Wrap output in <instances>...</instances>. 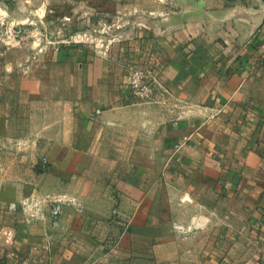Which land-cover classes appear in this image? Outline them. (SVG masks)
I'll return each mask as SVG.
<instances>
[{
	"label": "crops",
	"instance_id": "crops-1",
	"mask_svg": "<svg viewBox=\"0 0 264 264\" xmlns=\"http://www.w3.org/2000/svg\"><path fill=\"white\" fill-rule=\"evenodd\" d=\"M138 1L103 0L101 45L34 53L58 74L0 101V264H264V0ZM31 192L80 207L24 225L5 207Z\"/></svg>",
	"mask_w": 264,
	"mask_h": 264
},
{
	"label": "rangeland",
	"instance_id": "rangeland-1",
	"mask_svg": "<svg viewBox=\"0 0 264 264\" xmlns=\"http://www.w3.org/2000/svg\"><path fill=\"white\" fill-rule=\"evenodd\" d=\"M138 2L148 7L151 0ZM164 2L165 0L158 1L161 5H164ZM112 5L117 6L118 0ZM23 6L28 8V11L23 9ZM104 6L103 0H0V101L16 106L27 98L25 91L28 84L31 88L38 85L40 72L58 74L57 70L50 71L43 60H37L33 56L34 53H48L58 45L59 40L85 48L101 45L109 35L104 24L111 20L107 14L102 13L103 9L108 7ZM12 11L16 19L23 16L22 26L11 19ZM146 16L147 14H140L137 18L141 17L142 20L136 21L144 25L147 22ZM124 17L129 22L134 19L133 14H126ZM115 32L112 31V35ZM4 163V149L0 148V165ZM5 176L7 174L0 168V179ZM5 210L8 211L6 207ZM9 213L14 219H18L14 213ZM178 222L186 228L185 233L194 229L191 227L194 225L192 222L187 225L180 219ZM48 241L49 238L46 242ZM226 242H229V239ZM226 242L222 245H227ZM218 255L220 259L228 256L225 251ZM236 256L240 258L242 255Z\"/></svg>",
	"mask_w": 264,
	"mask_h": 264
},
{
	"label": "built area",
	"instance_id": "built-area-1",
	"mask_svg": "<svg viewBox=\"0 0 264 264\" xmlns=\"http://www.w3.org/2000/svg\"><path fill=\"white\" fill-rule=\"evenodd\" d=\"M154 84L153 74L138 67L129 68L127 88L132 96L147 99L153 92ZM44 161V158H41V162L44 163ZM68 202L77 208L80 207L79 203L70 202L65 198L31 192L19 200L8 202L6 209L14 213L24 225L43 224L47 221L54 222L61 211L62 205ZM171 226L176 232L183 233L186 231V228H183L184 225L178 221H172ZM44 236L47 241L49 235L44 233Z\"/></svg>",
	"mask_w": 264,
	"mask_h": 264
}]
</instances>
